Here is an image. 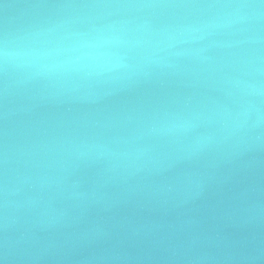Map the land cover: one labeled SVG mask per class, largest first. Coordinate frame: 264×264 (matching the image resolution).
I'll return each mask as SVG.
<instances>
[{"label":"water","instance_id":"obj_1","mask_svg":"<svg viewBox=\"0 0 264 264\" xmlns=\"http://www.w3.org/2000/svg\"><path fill=\"white\" fill-rule=\"evenodd\" d=\"M0 264H264V0H0Z\"/></svg>","mask_w":264,"mask_h":264}]
</instances>
